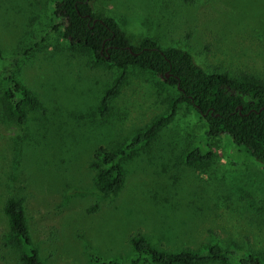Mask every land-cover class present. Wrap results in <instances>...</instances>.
Returning <instances> with one entry per match:
<instances>
[{
    "label": "rangeland",
    "instance_id": "1",
    "mask_svg": "<svg viewBox=\"0 0 264 264\" xmlns=\"http://www.w3.org/2000/svg\"><path fill=\"white\" fill-rule=\"evenodd\" d=\"M56 1L0 0V80L10 58L45 37L15 68L44 112L20 127L0 103V264H20L2 211L8 197L23 198L43 264H93L91 253L126 264L136 259V234L173 253L240 247L264 264V165L220 135L208 164L187 166L185 154L203 146L206 124L186 103L124 159L119 193H97L96 151L146 130L176 93L162 78L131 69L110 114L99 118L117 71L93 67L90 52L69 47L63 18L53 16ZM92 7L113 17L133 44L148 37L187 51L208 72L264 82V0H97Z\"/></svg>",
    "mask_w": 264,
    "mask_h": 264
},
{
    "label": "trees",
    "instance_id": "2",
    "mask_svg": "<svg viewBox=\"0 0 264 264\" xmlns=\"http://www.w3.org/2000/svg\"><path fill=\"white\" fill-rule=\"evenodd\" d=\"M97 0H58L54 17L63 18L60 31L69 47H80L91 53L92 66L105 65L117 71L112 84L104 92L97 108L98 117L106 118L114 99L125 84L131 69L160 77L175 90L169 101L168 113L154 120L150 126L115 150L100 148L95 188L103 198L115 197L125 183L122 163L126 157L147 146L172 120L181 104L186 103L201 115L206 124L203 146L187 151L184 163L190 167L208 164L212 159V139L227 135L243 147L257 162L264 165V82L254 77L231 78L227 73L208 72L194 63L193 57L177 47H162L154 39L144 37L133 44L124 29L111 16L95 13L92 3ZM42 37L41 40H44ZM40 40V41H41ZM34 41L21 53L10 58V66L0 80V103L6 117L24 127L31 113H43L39 99L15 77L20 57H25L39 46ZM2 57L0 52V58ZM7 219L13 245L18 250L20 264H43L34 247L26 220L24 200L8 197L2 207ZM136 259L126 264H263L260 258L240 247L223 249L209 245L202 251L177 253L155 248L141 234L130 239ZM93 264H120L104 262L91 253Z\"/></svg>",
    "mask_w": 264,
    "mask_h": 264
}]
</instances>
